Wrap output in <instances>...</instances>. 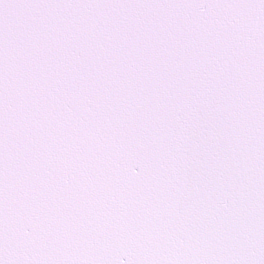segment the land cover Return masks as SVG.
<instances>
[{
    "label": "snow or ice",
    "instance_id": "obj_1",
    "mask_svg": "<svg viewBox=\"0 0 264 264\" xmlns=\"http://www.w3.org/2000/svg\"><path fill=\"white\" fill-rule=\"evenodd\" d=\"M0 264H264V0H0Z\"/></svg>",
    "mask_w": 264,
    "mask_h": 264
}]
</instances>
